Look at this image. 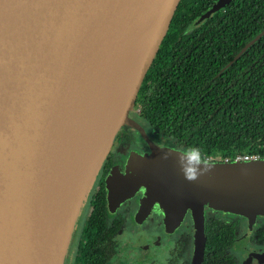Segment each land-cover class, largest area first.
Returning <instances> with one entry per match:
<instances>
[{"label":"water","instance_id":"water-1","mask_svg":"<svg viewBox=\"0 0 264 264\" xmlns=\"http://www.w3.org/2000/svg\"><path fill=\"white\" fill-rule=\"evenodd\" d=\"M151 1L0 0V264H63L81 206L124 125L140 133L151 154L129 163L133 180L111 174L109 195L145 186L144 210L157 202L168 232L189 211L191 264L203 260L205 206L242 216L250 228L264 216V158L200 161L158 146L130 117L180 0L165 1L157 21L134 41L123 71L131 53L124 44ZM229 2L217 0L200 20ZM133 70L128 91L109 96ZM107 101L114 117L104 112ZM79 130L109 138L87 182L64 197L55 191L59 159L68 157Z\"/></svg>","mask_w":264,"mask_h":264},{"label":"trees","instance_id":"trees-1","mask_svg":"<svg viewBox=\"0 0 264 264\" xmlns=\"http://www.w3.org/2000/svg\"><path fill=\"white\" fill-rule=\"evenodd\" d=\"M216 1H179L134 108L197 160L264 158V0H230L200 21ZM217 215L204 221L202 264H233L239 220Z\"/></svg>","mask_w":264,"mask_h":264},{"label":"flooded vegetation","instance_id":"flooded-vegetation-1","mask_svg":"<svg viewBox=\"0 0 264 264\" xmlns=\"http://www.w3.org/2000/svg\"><path fill=\"white\" fill-rule=\"evenodd\" d=\"M136 110L139 116V110ZM136 122L158 146L189 154L174 139L160 134L144 119ZM149 154L150 144L135 128L123 126L118 130L88 199L78 214L63 264H154L164 257V253L168 255L162 264H191L193 226L192 221L191 225L188 223L189 211L181 222L188 223V230L181 235L178 234L181 224L171 232L166 231L165 216L157 202L144 210L145 186L137 185L123 197H114V193L109 195L108 177L119 174L132 179L129 163L134 161L135 155ZM221 213H227L229 220L228 212ZM214 215L218 216L215 210L204 207V221ZM233 216L239 220L236 241L227 249L233 264H259V260L264 264V252L258 253L259 248L264 247V234L262 238L261 233L256 232L264 230V223L260 222L263 216H258L251 228L246 218ZM243 229L245 231L240 233ZM247 257L249 259L245 261Z\"/></svg>","mask_w":264,"mask_h":264},{"label":"bare ground","instance_id":"bare-ground-1","mask_svg":"<svg viewBox=\"0 0 264 264\" xmlns=\"http://www.w3.org/2000/svg\"><path fill=\"white\" fill-rule=\"evenodd\" d=\"M165 1L166 0H152L150 5L135 23L132 32L127 37L124 44L126 51H130L131 53L122 68L123 71L128 69L130 58L135 53L136 48H134V41L157 21L162 13ZM137 67L138 65L134 66V70H136ZM134 70L132 74L127 72L122 79L114 85L109 91V96L114 94L116 97L120 98L128 91L136 75V71L134 73ZM104 112L113 113L114 117L115 111L112 112L109 101L106 103ZM108 138L109 133L108 135L104 133H93L91 139V135L84 130H79L74 134L68 157L65 158V155H61L59 159L58 173L55 178L56 193L62 192L65 197L67 192L75 188L80 189L82 185L87 182L91 176L92 168L96 167L100 156L105 150ZM96 143L97 145L95 146Z\"/></svg>","mask_w":264,"mask_h":264},{"label":"rangeland","instance_id":"rangeland-1","mask_svg":"<svg viewBox=\"0 0 264 264\" xmlns=\"http://www.w3.org/2000/svg\"><path fill=\"white\" fill-rule=\"evenodd\" d=\"M200 20V19H199ZM201 21V20H200ZM129 115H130V117L132 118V119H134L135 121H142V119H141V117H139L138 115H137V110L136 109H134L133 108V110L132 111H130V113H129ZM124 126H128V125H124ZM123 127V126H122ZM128 127H131V126H128ZM133 128V127H132ZM147 128V130H149L150 131V129L148 128V127H146ZM121 128H119V130H120ZM113 143V142H112ZM170 143V142H169ZM174 145L172 144L171 145V147L172 148H174L173 147ZM111 149V148H110ZM96 179H97V177L95 178V180H94V182H93V185H92V187H91V189L93 188V186H94V184H95V182H96ZM91 189H90V191H91ZM90 191L88 192V194H87V197H86V199L84 200V202H83V205L85 204V201L88 199V196H89V193H90ZM82 205V206H83ZM82 206H81V208H82ZM81 210V209H80ZM215 212L217 213V214H219L222 218H227L228 219V217H227V213H225V215H222L223 213H221L222 211H219V210H215ZM80 213H81V211H79V215H80ZM231 217H234L235 218V216H230L229 215V219H232ZM189 221L190 222H188V223H190V225H191V218H189ZM260 222H263L264 223V216L263 217H261L260 218ZM188 223L187 224H185V223H183V224H181L180 226H179V231H178V234L179 233H181V235H184V232H186L187 230H188V227H187V225H188ZM245 231V229H243V230H241L240 231V233H242V232H244ZM72 235V234H71ZM170 247V246H169ZM169 247H167V248H169ZM254 248L255 249H257V246L255 245L254 246ZM259 250H261V251H259L258 253H260V254H262L263 252H264V247H261V248H259ZM167 253H164V257L162 258V259H160L157 263H154V264H162L166 259H167ZM189 256H186V258H188ZM249 258L247 257L246 259H245V261L246 260H248Z\"/></svg>","mask_w":264,"mask_h":264},{"label":"built area","instance_id":"built-area-1","mask_svg":"<svg viewBox=\"0 0 264 264\" xmlns=\"http://www.w3.org/2000/svg\"><path fill=\"white\" fill-rule=\"evenodd\" d=\"M257 159H259V156L257 154H243V155L235 156L233 161H251V160H257ZM225 160H228V159H225Z\"/></svg>","mask_w":264,"mask_h":264}]
</instances>
